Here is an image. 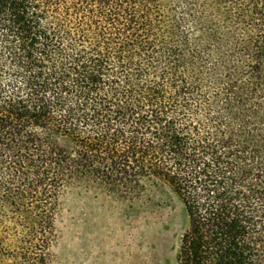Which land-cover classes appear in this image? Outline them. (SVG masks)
<instances>
[{"label": "trees", "instance_id": "1", "mask_svg": "<svg viewBox=\"0 0 264 264\" xmlns=\"http://www.w3.org/2000/svg\"><path fill=\"white\" fill-rule=\"evenodd\" d=\"M165 186L177 264H264V0H0V264H53L72 189Z\"/></svg>", "mask_w": 264, "mask_h": 264}, {"label": "rangeland", "instance_id": "2", "mask_svg": "<svg viewBox=\"0 0 264 264\" xmlns=\"http://www.w3.org/2000/svg\"><path fill=\"white\" fill-rule=\"evenodd\" d=\"M58 145L70 155L66 137ZM183 205L168 188L140 210L104 195L72 189L60 201L53 264H177L186 226Z\"/></svg>", "mask_w": 264, "mask_h": 264}]
</instances>
